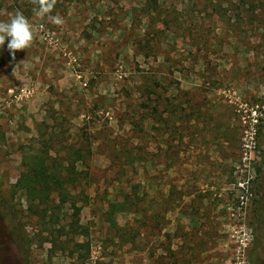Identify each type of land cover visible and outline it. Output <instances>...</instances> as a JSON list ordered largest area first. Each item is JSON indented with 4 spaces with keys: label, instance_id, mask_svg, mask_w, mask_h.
Returning <instances> with one entry per match:
<instances>
[{
    "label": "rangeland",
    "instance_id": "obj_1",
    "mask_svg": "<svg viewBox=\"0 0 264 264\" xmlns=\"http://www.w3.org/2000/svg\"><path fill=\"white\" fill-rule=\"evenodd\" d=\"M35 7L0 0L35 35L0 46V264H264V0Z\"/></svg>",
    "mask_w": 264,
    "mask_h": 264
},
{
    "label": "clouds",
    "instance_id": "obj_2",
    "mask_svg": "<svg viewBox=\"0 0 264 264\" xmlns=\"http://www.w3.org/2000/svg\"><path fill=\"white\" fill-rule=\"evenodd\" d=\"M34 11L40 17H47L55 25H63L65 20L59 15H52L57 0H31ZM8 41L7 48L15 56L18 50H26L35 40L32 25L22 11L16 10L9 21H0V46Z\"/></svg>",
    "mask_w": 264,
    "mask_h": 264
},
{
    "label": "trees",
    "instance_id": "obj_3",
    "mask_svg": "<svg viewBox=\"0 0 264 264\" xmlns=\"http://www.w3.org/2000/svg\"><path fill=\"white\" fill-rule=\"evenodd\" d=\"M7 53L13 57L9 49ZM38 162L39 164H35L30 171L23 173L17 182L19 187H25L28 190L32 198H41L42 195L48 196L54 189L62 188L58 175L54 172L48 173L44 168V163H42L43 160H39ZM112 206H116V204L113 203Z\"/></svg>",
    "mask_w": 264,
    "mask_h": 264
},
{
    "label": "flooded vegetation",
    "instance_id": "obj_4",
    "mask_svg": "<svg viewBox=\"0 0 264 264\" xmlns=\"http://www.w3.org/2000/svg\"><path fill=\"white\" fill-rule=\"evenodd\" d=\"M257 228H259V224L257 225Z\"/></svg>",
    "mask_w": 264,
    "mask_h": 264
}]
</instances>
